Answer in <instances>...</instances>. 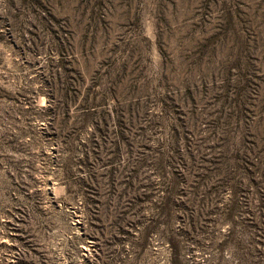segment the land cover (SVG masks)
Masks as SVG:
<instances>
[{
    "label": "rangeland",
    "instance_id": "obj_1",
    "mask_svg": "<svg viewBox=\"0 0 264 264\" xmlns=\"http://www.w3.org/2000/svg\"><path fill=\"white\" fill-rule=\"evenodd\" d=\"M0 264H264V0H0Z\"/></svg>",
    "mask_w": 264,
    "mask_h": 264
},
{
    "label": "trees",
    "instance_id": "obj_2",
    "mask_svg": "<svg viewBox=\"0 0 264 264\" xmlns=\"http://www.w3.org/2000/svg\"><path fill=\"white\" fill-rule=\"evenodd\" d=\"M6 96H4V98H6L7 100L10 101H17V96L13 95L12 93L9 94H5ZM79 95V93L74 92L73 94V98L77 97ZM74 105L75 102H74ZM50 108V107H49ZM92 115H94V111H92V109L89 107L88 101L87 100H83L79 106H75L74 108V112H73V116L77 119V118H82V119H88L89 117H91ZM58 117H56L57 119ZM72 118V116L70 115V113L67 111L64 115L63 118V122L64 124L69 121V119ZM16 130H15V139L10 143V145L13 147L14 145H18L19 144V139L22 137L23 135V130L20 126H16ZM94 134V133H93ZM92 134V135H93ZM119 136L121 135V132H118ZM89 142L91 143L92 141L89 140ZM119 155V151L118 149L116 150V158H114V160L111 161V164H109L110 166V170H114V168L116 167H120V165L116 162V160H118L119 158H117ZM114 164H116L117 166H114ZM28 212H25L24 216L22 218H15L13 220V224L15 225V229L17 231L20 232V234L24 235V239L26 238V236H29L32 240L37 241V238H39V236L37 237L35 233L31 232L33 230V227H31V223L35 222L34 219V214L33 212L30 211L29 208ZM35 244V243H34ZM37 246H35L34 248H32L34 252H38V250L41 248L40 244H35Z\"/></svg>",
    "mask_w": 264,
    "mask_h": 264
}]
</instances>
